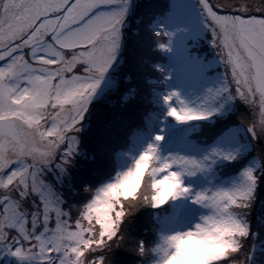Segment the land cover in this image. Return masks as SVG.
Returning a JSON list of instances; mask_svg holds the SVG:
<instances>
[{"label":"snow or ice","instance_id":"snow-or-ice-1","mask_svg":"<svg viewBox=\"0 0 264 264\" xmlns=\"http://www.w3.org/2000/svg\"><path fill=\"white\" fill-rule=\"evenodd\" d=\"M130 6L0 0V264L144 257L131 218L165 206L181 227L152 250L158 264L187 257L216 231L222 243L202 264H264V0H196L198 14L190 0H144L150 23L121 81L110 71ZM203 32L216 53L208 63L186 44ZM78 157L95 179L80 185L87 203L69 208L61 186L67 177L74 191ZM218 162L238 169L228 187L185 184Z\"/></svg>","mask_w":264,"mask_h":264},{"label":"rangeland","instance_id":"rangeland-1","mask_svg":"<svg viewBox=\"0 0 264 264\" xmlns=\"http://www.w3.org/2000/svg\"><path fill=\"white\" fill-rule=\"evenodd\" d=\"M144 0H131V4L134 6H130L129 12L127 15V19L125 21V26L123 29L124 32V42H123V49L121 52V60H120V66L117 71H110V75L119 76L121 81L124 80L125 75L132 69L133 66V59L137 55L138 52V46H137V31H139L141 34H144L145 27L150 23V21L145 18L141 19L143 15V6ZM190 3L192 5L193 11L195 14H198L196 9V0H190ZM174 30V29H171ZM186 44L188 47L193 50L202 60H204L206 63L211 62L213 58L215 57V49L212 47V44L209 40V34L207 32L201 33L200 36L197 37L195 41H193L190 37L186 41ZM156 59L159 60L160 66L164 67L166 71H171L175 67V62L170 61L169 57L163 53H160ZM116 68V66H113ZM223 69H220L217 67L216 72L212 73V79L214 80L216 78V75L220 72H222ZM150 75L154 78H158V73L156 72H150ZM103 87V85L101 86ZM166 90V89H165ZM115 98V97H114ZM96 107H105V105H97ZM95 110V108H94ZM93 126L94 124V118H93ZM87 134H85V144H87ZM92 168V165L88 163L87 160H84L82 158H77L76 160V166L73 169L71 176H72V186L73 190H69L67 188L68 179L65 178V184L61 186V191L64 192L65 200L68 203L69 208L72 205H76L78 207H82L85 203H87L88 196L86 193H83L80 185L88 180H93L95 178L91 177L90 170ZM237 167L235 164L228 166L222 163H217L212 172L210 174L206 175H198L197 177H192L185 180V184L192 188L193 191H201L204 190L210 186L212 187H228L231 183L229 182V178L235 177L237 172ZM187 208L189 211L195 213L196 212V206L191 205L190 202L187 204ZM154 210L155 213L153 215V220L149 219L148 215L145 217L147 221V225L149 227V230L146 228L148 232H151L150 236V242L146 243L145 240H141L145 243L146 248L149 250L148 254H152V250L157 248L161 243V236L167 235L169 232L176 230L177 228L181 227V224L177 221H174L172 217L169 215L170 212V206H165L163 209H151ZM259 209H255L252 214V223L253 225L256 222V215L258 213ZM141 212L138 211L131 219L139 220L141 217ZM157 216H159V222L157 221ZM198 218V217H197ZM144 219V218H143ZM135 223V222H133ZM155 224V226H153ZM137 223L133 226V228H130V235L134 238H136L137 235ZM156 228V231H153V228ZM149 234V233H148ZM147 236V235H146ZM148 236V237H149ZM137 239V238H136ZM123 250H119L117 254H121ZM261 252H264V241H258L256 245V255L259 258V254ZM148 254L144 257H137L133 255L130 260L128 261L131 264H143V260H147ZM194 254L192 252L190 255ZM187 258H189V256ZM196 255V254H195ZM156 256V257H155ZM155 259H153L152 262L146 263V264H158L159 262V255L156 253ZM128 257H125L123 259L126 260ZM201 259L197 260L195 264H202ZM12 264H16L15 260L12 261Z\"/></svg>","mask_w":264,"mask_h":264},{"label":"trees","instance_id":"trees-1","mask_svg":"<svg viewBox=\"0 0 264 264\" xmlns=\"http://www.w3.org/2000/svg\"><path fill=\"white\" fill-rule=\"evenodd\" d=\"M143 211H145V213H146L145 214V217L148 215L149 219L151 220V218H152V220H153V215H154L155 211L154 210H151V208H144V209H142V212H141L140 221L139 220H135V221L133 220L132 221L131 229L133 228V226L135 225V223H137L138 225L136 227L137 228L136 238L139 239V240H145L147 238L146 239V243H147V242H150V236L149 235L151 234V232H148L146 230V228L149 230V227L147 225V221H146V219L144 217V212ZM133 222H135V223H133ZM153 226H155V224ZM117 255H118V257H120L122 259V261H123V259L125 257H128L126 260L123 261V264H131L132 263V262L131 263L128 262L130 260V258L133 256L132 253H128V252L122 251L121 254H117ZM135 256H136V258L137 257H140V256H137V255H135ZM143 261H145V260H143Z\"/></svg>","mask_w":264,"mask_h":264},{"label":"clouds","instance_id":"clouds-1","mask_svg":"<svg viewBox=\"0 0 264 264\" xmlns=\"http://www.w3.org/2000/svg\"><path fill=\"white\" fill-rule=\"evenodd\" d=\"M212 236L217 237L218 239L213 240L211 239ZM220 237V232L216 231V232H212L211 234L207 235L203 241V243L199 246V252H200V256H193L191 258H187V257H182L179 259V261H174L173 264H195V262L199 259H201L202 257L206 256L208 251L217 245H220L222 243L221 239H219Z\"/></svg>","mask_w":264,"mask_h":264},{"label":"bare ground","instance_id":"bare-ground-1","mask_svg":"<svg viewBox=\"0 0 264 264\" xmlns=\"http://www.w3.org/2000/svg\"><path fill=\"white\" fill-rule=\"evenodd\" d=\"M235 177H231V178H229V182L231 183L232 182V180L234 179ZM144 212V217H145V211H143ZM194 252V254H192V255H190L189 256V258H191V257H193V256H200V252H199V248L198 249H196V250H194L193 251ZM196 254V255H195ZM208 254V253H207ZM134 255V254H133ZM156 255V253L154 252V251H152V254L151 253H149L148 254V258H147V261L145 260V261H143V264H146V263H150V262H152L153 261V259H155V256ZM155 256V257H154ZM141 257V256H140ZM149 259V260H148Z\"/></svg>","mask_w":264,"mask_h":264}]
</instances>
